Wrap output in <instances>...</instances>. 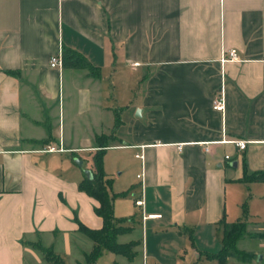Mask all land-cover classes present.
Segmentation results:
<instances>
[{
	"label": "crops",
	"instance_id": "1",
	"mask_svg": "<svg viewBox=\"0 0 264 264\" xmlns=\"http://www.w3.org/2000/svg\"><path fill=\"white\" fill-rule=\"evenodd\" d=\"M231 48L247 61L220 63ZM62 49L82 65L50 67ZM263 53L264 0H0V264H49L38 246L83 264L77 223L102 220L78 188L80 153L100 134L102 160L121 150L135 165V210L112 211L140 264H218L235 221L251 258L224 264H264Z\"/></svg>",
	"mask_w": 264,
	"mask_h": 264
},
{
	"label": "trees",
	"instance_id": "2",
	"mask_svg": "<svg viewBox=\"0 0 264 264\" xmlns=\"http://www.w3.org/2000/svg\"><path fill=\"white\" fill-rule=\"evenodd\" d=\"M61 62L63 66L68 67H80L82 65L79 56L69 49L61 50ZM105 140L106 136L103 134L94 137V142L98 147L92 156L94 171L91 172L90 179L84 176L78 184V188L81 191L97 202L93 210L102 220V225L99 229H90L79 222L77 223V231L92 242L90 251L84 255L83 264H93L102 251H108L131 259L136 254L134 247L139 245L137 240H129L124 243L116 240V237L125 233L128 228L122 225L123 220L121 218H116L113 215V195L109 191V181L102 173L101 156L104 147L107 146L104 142ZM248 177L253 180L263 178L262 174L257 173H251ZM244 231V223L241 221L222 222L221 247L217 253L210 254L209 257L215 258L218 264H224L226 257L245 260L251 254L236 249V243L243 236ZM38 248L49 264H61L60 260L49 249L40 246Z\"/></svg>",
	"mask_w": 264,
	"mask_h": 264
},
{
	"label": "rangeland",
	"instance_id": "3",
	"mask_svg": "<svg viewBox=\"0 0 264 264\" xmlns=\"http://www.w3.org/2000/svg\"><path fill=\"white\" fill-rule=\"evenodd\" d=\"M124 151H107L105 156H101V165H102V173L105 178L109 181V191L110 194L113 195V201L115 204L114 215H123V217H127L129 213L133 212L135 209L133 208V193L135 190V184L139 182L138 178H136V170L135 165L131 161L127 160L126 157L123 156ZM93 155H90L87 152H81L80 157H82L81 169L84 171L87 169V166L93 164ZM105 165V166H104ZM118 167V168H117ZM122 213V214H118ZM121 218V217H119ZM125 238L118 237L117 241H122ZM186 249L187 252L181 251L179 255H182L185 260L190 259V245L191 240L186 239ZM137 246L134 247V250H137ZM138 248V254L133 256V261L131 264H140V253ZM238 251H241L236 247ZM250 257V256H249ZM120 258L119 255L112 254L110 252L104 251L102 254L96 259L95 264H112L113 260H118ZM181 258V257H179ZM251 258V257H250ZM64 264H70L69 257H63ZM139 261V262H138ZM192 264V263H191Z\"/></svg>",
	"mask_w": 264,
	"mask_h": 264
},
{
	"label": "built area",
	"instance_id": "4",
	"mask_svg": "<svg viewBox=\"0 0 264 264\" xmlns=\"http://www.w3.org/2000/svg\"><path fill=\"white\" fill-rule=\"evenodd\" d=\"M220 63L226 62V61H231V62H244L247 61L246 59H241L238 57L237 52L235 49H229L226 52L222 53V55L220 56L219 59ZM257 61L259 62H263L264 63V53L260 56L259 59H257ZM48 64L50 67L52 68H60L62 65L61 62V51H59L57 54L52 55L49 57L48 60ZM224 107V102H223V97L221 95V93L219 95H217L213 102H212V108L216 111H220L222 112ZM222 142H228L233 144L234 146H236L239 149H242L245 147V141H241V140H222ZM44 152H55V151H63L62 148L60 146L54 147V146H47L45 149H43ZM225 158H227V156H225ZM134 204L137 206L142 205V200L136 199L134 200Z\"/></svg>",
	"mask_w": 264,
	"mask_h": 264
},
{
	"label": "water",
	"instance_id": "5",
	"mask_svg": "<svg viewBox=\"0 0 264 264\" xmlns=\"http://www.w3.org/2000/svg\"><path fill=\"white\" fill-rule=\"evenodd\" d=\"M137 111H138V110H137ZM137 113H138V112H137ZM75 162H76L78 165H80V161H79V160L75 159ZM83 173H84V176H85L86 178H88V179L91 178V171H90V170L86 169V170L83 171Z\"/></svg>",
	"mask_w": 264,
	"mask_h": 264
}]
</instances>
